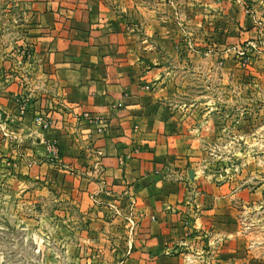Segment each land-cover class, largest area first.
Returning <instances> with one entry per match:
<instances>
[{"label": "crops", "instance_id": "1", "mask_svg": "<svg viewBox=\"0 0 264 264\" xmlns=\"http://www.w3.org/2000/svg\"><path fill=\"white\" fill-rule=\"evenodd\" d=\"M39 1L33 112L51 119L46 137L61 164L45 162L32 111L16 120L9 109L24 139L16 147L9 138L12 171L51 182L85 216L86 240L120 234L118 264H264L262 190L213 183L192 164L208 135L190 129L209 121L171 102L173 8L124 19L110 0ZM83 112L107 121L105 132Z\"/></svg>", "mask_w": 264, "mask_h": 264}, {"label": "rangeland", "instance_id": "2", "mask_svg": "<svg viewBox=\"0 0 264 264\" xmlns=\"http://www.w3.org/2000/svg\"><path fill=\"white\" fill-rule=\"evenodd\" d=\"M37 2L0 0V264H118L120 234L86 240L88 224L79 209L59 201L51 182L12 171L7 157L9 138L16 147L24 142L16 131L20 121L7 117L9 109L16 120L32 111L29 124L42 145L51 128L49 117L33 112L41 88ZM110 2L124 19L154 6L168 5L178 14L171 15L176 22L166 83L171 102L191 110L188 116L203 114L209 121V127L190 129L208 135L192 164L213 183L262 190L264 198V0ZM38 117L49 123L44 132ZM259 224L254 220L253 229Z\"/></svg>", "mask_w": 264, "mask_h": 264}, {"label": "built area", "instance_id": "3", "mask_svg": "<svg viewBox=\"0 0 264 264\" xmlns=\"http://www.w3.org/2000/svg\"><path fill=\"white\" fill-rule=\"evenodd\" d=\"M117 106L118 108L120 107V105H117ZM82 119L86 121L89 125L97 124L98 127L95 130H96V133L99 135L103 134L105 130L107 129V121L97 116H94L91 113L83 112ZM36 123L37 125L40 126V129H42L41 131L43 132L46 131L49 127L48 121H46L45 119L41 117H38L36 119ZM42 143L44 145L46 163L50 165L51 167L57 168L61 164V157H60L58 146L53 141H50L48 139L42 140ZM97 155L102 157V152L98 151ZM129 224H130V228L134 227L133 221H129Z\"/></svg>", "mask_w": 264, "mask_h": 264}]
</instances>
